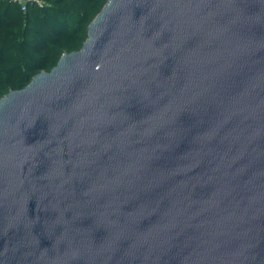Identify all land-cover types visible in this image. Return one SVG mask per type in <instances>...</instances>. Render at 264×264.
Segmentation results:
<instances>
[{
	"label": "water",
	"instance_id": "water-1",
	"mask_svg": "<svg viewBox=\"0 0 264 264\" xmlns=\"http://www.w3.org/2000/svg\"><path fill=\"white\" fill-rule=\"evenodd\" d=\"M0 264H264V0H106L0 98Z\"/></svg>",
	"mask_w": 264,
	"mask_h": 264
},
{
	"label": "trees",
	"instance_id": "trees-1",
	"mask_svg": "<svg viewBox=\"0 0 264 264\" xmlns=\"http://www.w3.org/2000/svg\"><path fill=\"white\" fill-rule=\"evenodd\" d=\"M26 10L0 0V98L49 71L62 53L79 50L106 0H43Z\"/></svg>",
	"mask_w": 264,
	"mask_h": 264
},
{
	"label": "built area",
	"instance_id": "built-area-1",
	"mask_svg": "<svg viewBox=\"0 0 264 264\" xmlns=\"http://www.w3.org/2000/svg\"><path fill=\"white\" fill-rule=\"evenodd\" d=\"M10 1H12L13 3L18 4L22 11L26 10V6L29 3L36 4L39 7H43L44 6V1L43 0H10Z\"/></svg>",
	"mask_w": 264,
	"mask_h": 264
}]
</instances>
